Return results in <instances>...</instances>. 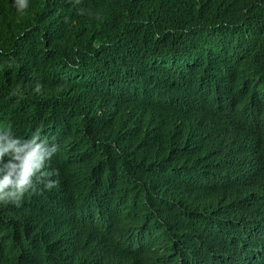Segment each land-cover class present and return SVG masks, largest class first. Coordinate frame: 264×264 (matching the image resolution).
Returning a JSON list of instances; mask_svg holds the SVG:
<instances>
[{
  "label": "trees",
  "instance_id": "obj_1",
  "mask_svg": "<svg viewBox=\"0 0 264 264\" xmlns=\"http://www.w3.org/2000/svg\"><path fill=\"white\" fill-rule=\"evenodd\" d=\"M263 116L264 0H0V132L56 146L0 264H264Z\"/></svg>",
  "mask_w": 264,
  "mask_h": 264
},
{
  "label": "clouds",
  "instance_id": "obj_2",
  "mask_svg": "<svg viewBox=\"0 0 264 264\" xmlns=\"http://www.w3.org/2000/svg\"><path fill=\"white\" fill-rule=\"evenodd\" d=\"M18 12L27 7V0H13ZM55 144L34 134L21 139L10 131L0 132V201L18 200L34 187V178L43 175L41 169L55 153ZM54 181H47L45 187H52Z\"/></svg>",
  "mask_w": 264,
  "mask_h": 264
},
{
  "label": "water",
  "instance_id": "obj_3",
  "mask_svg": "<svg viewBox=\"0 0 264 264\" xmlns=\"http://www.w3.org/2000/svg\"><path fill=\"white\" fill-rule=\"evenodd\" d=\"M234 124V126H235V124H236V122H234L233 123ZM258 126H264V124H258ZM264 128V127H263ZM260 146H257L256 148L258 149ZM262 148H264V144L262 145ZM260 158H262V162H263V160H264V155L262 156V157H260ZM245 161H246V158H245ZM251 161L254 163V168L253 169H258V166L260 165V167L262 166V164L260 163V159L258 158V157H253L252 159H251ZM253 163H252V165H253ZM246 165H249L248 164V162H247V164ZM258 171V170H257ZM78 229V228H77ZM72 230V229H71ZM116 240V239H115ZM109 245V244H108ZM121 245H125L126 246V244H120V243H116L115 245H114V247H112V249L111 250H108V248L105 246V248H104V252H105V254L110 258V260H108L107 261V259H108V257H106V259L104 258V260L103 261H106V263L107 262H109V261H112L113 260V257L114 258H116L117 260H120V261H122V262H128L132 257H131V252H130V250H129V246L130 245H127V250H119V249H122V247H119V246H121ZM116 246H118L117 248L118 249H116ZM98 250H96V252H97V255L96 256H100L101 257V255H102V251H101V248H100V246H98V248H97ZM257 264V263H256Z\"/></svg>",
  "mask_w": 264,
  "mask_h": 264
},
{
  "label": "bare ground",
  "instance_id": "obj_4",
  "mask_svg": "<svg viewBox=\"0 0 264 264\" xmlns=\"http://www.w3.org/2000/svg\"><path fill=\"white\" fill-rule=\"evenodd\" d=\"M231 52H235V51H231ZM209 104H211V103H209ZM233 107H236V108H228V109H234V111L235 112H237L236 114H240V113H242V114H245V113H249V112H252V111H244V110H241V108H239V107H237V106H233ZM214 109H217V110H219L220 112L221 111H224V109H221V108H218V105H216V106H214ZM218 112V111H217ZM223 113H225V112H223ZM221 114V113H220ZM233 115H235V114H233ZM245 116H247V115H245ZM244 116V117H245ZM264 117V116H263ZM259 123H264V120H262V121H260V122H257L256 124H259ZM256 127H258V128H261L260 126H256ZM259 130H254L253 132H258ZM232 133H234V131L232 130ZM199 137V135H197V138ZM260 145H263L264 144V140H258L257 141ZM251 146V145H250ZM241 147H246V145L244 144L243 145V143H242V145H241ZM252 147V146H251ZM262 161V160H261ZM254 164V163H253ZM262 164V163H261ZM219 187V186H218ZM222 188V187H221ZM262 225H260V227H259V229H262ZM68 238V237H67ZM125 241H129V242H131V241H133V242H138L137 240H131V239H128V238H125ZM264 250H262L261 249V253L263 252ZM252 260V259H251Z\"/></svg>",
  "mask_w": 264,
  "mask_h": 264
}]
</instances>
